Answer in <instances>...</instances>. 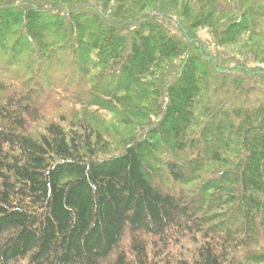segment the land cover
<instances>
[{
    "label": "trees",
    "instance_id": "trees-1",
    "mask_svg": "<svg viewBox=\"0 0 264 264\" xmlns=\"http://www.w3.org/2000/svg\"><path fill=\"white\" fill-rule=\"evenodd\" d=\"M0 264H264V0H0Z\"/></svg>",
    "mask_w": 264,
    "mask_h": 264
},
{
    "label": "rangeland",
    "instance_id": "rangeland-1",
    "mask_svg": "<svg viewBox=\"0 0 264 264\" xmlns=\"http://www.w3.org/2000/svg\"><path fill=\"white\" fill-rule=\"evenodd\" d=\"M201 33H203L204 35H206L207 33H206V30H203ZM110 119V118H109Z\"/></svg>",
    "mask_w": 264,
    "mask_h": 264
}]
</instances>
